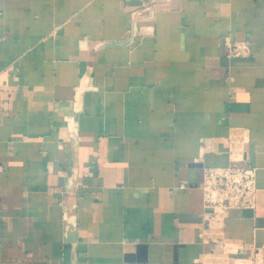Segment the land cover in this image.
<instances>
[{"label": "crops", "instance_id": "crops-1", "mask_svg": "<svg viewBox=\"0 0 264 264\" xmlns=\"http://www.w3.org/2000/svg\"><path fill=\"white\" fill-rule=\"evenodd\" d=\"M0 264H264V0H0Z\"/></svg>", "mask_w": 264, "mask_h": 264}, {"label": "built area", "instance_id": "built-area-1", "mask_svg": "<svg viewBox=\"0 0 264 264\" xmlns=\"http://www.w3.org/2000/svg\"><path fill=\"white\" fill-rule=\"evenodd\" d=\"M227 57H247L249 45L244 41L225 38ZM203 230L209 227L208 215L231 209H255L257 202L256 169L249 165L205 167L202 183Z\"/></svg>", "mask_w": 264, "mask_h": 264}]
</instances>
